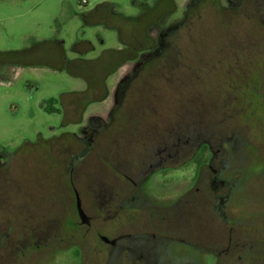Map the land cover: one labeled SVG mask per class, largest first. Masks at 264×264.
<instances>
[{
  "label": "rangeland",
  "instance_id": "374dc122",
  "mask_svg": "<svg viewBox=\"0 0 264 264\" xmlns=\"http://www.w3.org/2000/svg\"><path fill=\"white\" fill-rule=\"evenodd\" d=\"M105 1L111 2L124 14L136 15L142 0H0V50L21 49L28 46L33 38L52 37L64 41L67 55L71 58L79 56L73 51V45L80 39H88L94 44V50L85 55L90 58L108 47L123 48L115 29L102 24H86L81 17V13ZM190 1L176 0L179 6L176 14L165 19L162 25L151 27L149 32L154 35L163 33L168 24L183 17ZM252 1L257 8L252 11V32L264 48V24L260 21L264 22V0ZM222 2L227 7L230 0ZM200 13L201 18H195L194 29H191L195 41H190L189 46L185 41L187 30H179L177 45L182 51L183 46L188 48L184 55H188L189 61L184 59V55L177 57L179 52L174 48L171 61L164 65L157 61L160 55H156L153 49L144 50L136 59L123 63L107 79L106 98L87 105L82 113L75 109L70 98L65 99L63 95L84 90L87 86L85 79L46 67L10 66L4 70L1 68L7 66H0V264H84L77 245L71 244L76 240L81 245V233L71 240L65 229L70 221L76 219L69 172L73 169V181L85 207L93 210L94 203L99 208L109 198L113 186L116 189L123 185L118 177V172L127 171L123 160L138 165L141 156L156 143L157 136H162L160 139L164 141L158 140L156 146H163L167 140L165 137L181 138L205 125L209 127L212 122L221 121L232 107L238 109L234 115L238 126L226 133L227 142H224L227 155L222 177L227 184L221 190L223 199H226L223 209L228 215L233 214L236 223L240 224L239 229L264 230V107L261 104L249 108L235 104L234 95L233 103L228 107L221 97L219 101L211 84L218 80L221 82L218 71L222 67L224 70L227 68L230 53L218 49L226 32L222 28L216 29L213 21L223 20L219 18L222 16L229 18L231 10L225 8L219 15L214 7H208L201 8ZM239 25L238 32L243 34L250 27L244 19L239 21ZM249 30H252V25ZM261 53H264L262 49L251 51L253 60L250 62L261 61ZM237 55L241 56V52ZM223 59L227 60L224 65L221 63ZM176 63L179 64L177 75L168 78L170 65ZM185 65H191L195 72L187 70L184 73ZM213 66H216V71L210 69ZM197 69L201 72L196 73ZM262 74V80L260 78L256 85L260 88V96L264 97V72ZM156 78L165 80L158 82ZM172 80L177 84L170 87ZM222 91L220 89V96ZM223 92L226 97L229 95L228 89ZM254 96L253 100L258 102L257 95ZM51 98L58 99L54 106L60 111L46 110ZM65 111L69 122L64 120ZM113 112L115 114L111 116ZM118 114H127L131 120L121 121ZM120 123L122 126L119 127ZM157 151H153L156 158L159 156ZM199 153L202 160L211 158L207 149ZM185 157L181 156L180 161ZM102 160L112 161L113 167L104 169L100 163ZM195 165L192 160L171 168L167 174L161 170L154 171L148 176L145 186L158 199L166 201L190 186L188 182ZM104 172L106 176H103ZM91 173L92 176L89 175ZM11 178L12 185L8 184ZM228 191L230 195L225 197ZM92 192L97 196L94 197ZM151 198L156 202L154 197ZM8 203L14 209L10 215H7ZM205 212H208V205ZM222 215L216 221L214 217H207V240L226 234L221 222L230 218L222 219ZM142 220L138 226L141 229L148 225ZM55 233L61 238L58 244L53 241ZM91 240L99 242L95 236ZM28 242L31 248L23 250L25 254L21 256L17 247ZM101 253L106 257L98 260L99 264H121L112 258L117 251L111 258L108 249ZM189 255L186 248L171 250L173 264H212L210 256L199 261L196 254L191 258ZM87 261H91L88 256Z\"/></svg>",
  "mask_w": 264,
  "mask_h": 264
},
{
  "label": "flooded vegetation",
  "instance_id": "af4514ba",
  "mask_svg": "<svg viewBox=\"0 0 264 264\" xmlns=\"http://www.w3.org/2000/svg\"><path fill=\"white\" fill-rule=\"evenodd\" d=\"M255 4L252 0H230L227 7H225L226 4L222 0H191L187 4L183 17L168 24L164 28L165 31L163 33L154 35L149 32V38L153 46L150 49H153L156 55H160L157 61L166 65L172 59L171 56L173 55H171V52L174 48L179 52L177 57H181L187 52L186 49L188 48L183 46L184 51H182V48L177 45L180 36L179 30L183 28L187 30L185 41L188 46L190 41H195V35L191 29H194L195 18H201V8L214 7L215 12L219 15H222L223 9H230L231 15L229 18L218 16L223 20L213 21L216 29L220 30L222 28L226 32L223 33L224 42L219 45L218 49L224 53H230V60H228V66L225 70L222 67L218 71L221 82L218 80L217 83L211 85L217 91L219 101L221 97L227 107L233 103V95L235 104L240 103V105H246L248 108L254 104H261L264 107V97L260 96V88L256 85L257 82H260V78L262 80L264 53H261V61L254 60V62H250L253 60L251 51L254 49H262L264 51L260 40H255L257 37L255 38L256 35L252 32L254 29L252 11L257 9L253 6ZM138 5L140 7L139 12L144 11L146 8H156L159 11L160 17L156 18L151 27L162 25L165 19L176 14L179 7L176 0H142L139 1ZM164 5L168 6L163 8ZM262 14L264 15V9ZM242 19L245 20L247 26H250L249 29L252 25V30L250 31L247 28L244 34L238 32L240 29L239 21ZM255 19L259 21L256 16ZM260 21L264 24L262 20ZM190 24L191 26L189 27ZM217 39L214 41L216 42ZM237 52H241V56H238ZM184 57V59L189 61L188 55L185 54ZM148 62L144 64V68L148 65ZM226 62L227 60L223 59L221 63L224 65ZM178 66L179 64L177 65V63L176 65H170V75H177ZM184 68V73H187V70H189L188 72H195L191 65H185ZM210 69L216 71V66ZM198 72H201V70L197 69L196 73ZM172 84L176 85L177 82L173 80ZM220 89L223 91L225 89L229 90L228 99L223 91L220 96ZM254 94L257 95L258 102L253 100L256 98ZM113 110L115 111V108ZM237 111L238 109L236 110L232 107L230 113L224 114L221 121L216 120L209 127L205 125L202 129H198L199 131L195 130L185 134L182 145L180 144L183 137L176 138L177 141H174V137L170 136L165 137L167 140L163 146L157 147L158 140L160 142V138H163L162 136H157L156 143L141 156L138 165L130 160L122 161L127 171L122 174L118 172V177L122 181L120 184L123 185L121 188L116 189L113 186L109 198L99 208L94 203L93 210L85 207L81 194L73 181L72 169L68 175L69 185L74 197L76 219L70 221V225H68L71 231L67 229L68 227L65 229L67 230L66 234L70 233L71 240L77 233H81L80 237L82 240L80 242L84 246L78 244L79 242H76V240H72L71 244L77 245L79 255L83 256L84 264H99L98 260L106 257L104 253H101L105 249L109 250L110 258L113 252L117 251V255L112 258L121 264H173L174 260L171 256V250L173 252L174 248L177 250L186 248L190 254V257H188H194L192 254H196L199 261L206 260V257L210 256L212 264H238V261L243 259V257L237 256L238 247L242 246L240 244L242 241H238V235L243 229H239L240 224L236 223L233 214L230 216L223 209L226 199H223L221 194V190L227 184L226 179L222 177V173L226 168L224 159L227 155L224 142H227L226 133L228 131L232 132V128L238 126L237 119L234 116ZM113 114L115 113L113 112L111 116ZM118 117L121 118V121L131 120L127 114L123 116L118 114ZM120 126H122L121 123L119 124ZM202 149H207L211 152V158L208 161L201 159L199 152ZM154 150H158L157 155L159 156L157 158L153 154ZM7 153L10 152L7 151ZM181 153L182 155H179ZM181 156H188V158L185 157L180 161ZM192 160L196 164L195 170L190 178V183L188 182L190 186H187V189L182 193L173 195L172 198H168L166 201H161L146 188V180L152 172L161 170L162 173L167 174L171 168L175 169L182 163ZM100 163L104 169L113 167L112 161L109 163L102 160ZM54 165L59 166L58 164ZM102 174L106 176V172ZM89 175L92 176V173ZM103 176L102 180L105 179ZM12 179L8 180V184H11ZM233 179L236 182L237 178L235 176ZM93 185L92 181L91 186ZM5 190L8 191V189ZM92 190L95 191L94 188ZM8 193L11 196V190ZM92 193L94 195V192ZM229 195L230 192L228 191L225 197ZM151 196L155 198L156 202L151 201ZM128 202H132V204ZM8 204L10 208H6L7 215H10L14 209L10 203ZM206 205H208L207 213L209 215L205 212ZM80 209L84 213L87 222L83 221ZM20 211H23V209H20ZM221 215L223 216L222 219L230 218L227 222H221L227 230L226 234L216 237L217 239L210 237L207 240L205 236L207 217H214V220H220ZM142 219L148 225L141 229L138 226L143 221ZM93 236L97 237L99 242H93L91 240ZM53 241H55V244L61 242L58 233H55ZM246 242L248 243V241ZM84 243H86V246ZM40 245L38 244V246ZM97 245L99 246L97 247ZM250 246L253 247L254 245L251 244ZM29 248L31 246L28 242L19 245L17 250L23 256L25 254L23 252ZM11 254L13 255V252ZM86 255L91 261H87ZM175 261H177V258Z\"/></svg>",
  "mask_w": 264,
  "mask_h": 264
},
{
  "label": "trees",
  "instance_id": "16d2710c",
  "mask_svg": "<svg viewBox=\"0 0 264 264\" xmlns=\"http://www.w3.org/2000/svg\"><path fill=\"white\" fill-rule=\"evenodd\" d=\"M166 6L168 5H164L163 8ZM158 12L156 8H146L136 15H128L116 9L111 2H102L94 9L81 13V17L86 24H102L107 28L115 29L123 48L108 47L96 57L90 58L85 55L94 50V44L88 39H80L73 45V51L79 56L71 58L67 55L64 43L60 38L52 37L42 40L33 38L24 48L0 50V66H7L1 69L6 70L10 66L46 67L65 71L73 77L85 79L87 86L84 90L68 92L63 95L65 99L70 98L75 109L82 113L87 105L106 98L108 94L107 79L123 63L134 60L144 50L153 48L149 38V29L156 18L160 17ZM173 76L171 74L168 78L172 79ZM161 79L156 78V81L161 82ZM171 86L174 85L171 84ZM155 91L156 87H154ZM56 102L58 99L55 98L48 100L45 106L46 110L60 111L54 106ZM241 111L243 112L244 109ZM64 120L70 121L67 111L64 112ZM174 138L176 139V137ZM251 230L244 229L238 235V241H242L240 243L242 246L238 247L237 256L243 257L238 261V264H264V230ZM251 244L254 246L251 247Z\"/></svg>",
  "mask_w": 264,
  "mask_h": 264
},
{
  "label": "water",
  "instance_id": "95a60500",
  "mask_svg": "<svg viewBox=\"0 0 264 264\" xmlns=\"http://www.w3.org/2000/svg\"><path fill=\"white\" fill-rule=\"evenodd\" d=\"M61 42L64 43L63 40H61ZM78 204H79V203H78ZM80 213H81V216L83 217V221H84V222H87V219L85 218L84 213L82 212L81 209H80Z\"/></svg>",
  "mask_w": 264,
  "mask_h": 264
},
{
  "label": "built area",
  "instance_id": "2783aa9c",
  "mask_svg": "<svg viewBox=\"0 0 264 264\" xmlns=\"http://www.w3.org/2000/svg\"><path fill=\"white\" fill-rule=\"evenodd\" d=\"M83 1H86V0H83Z\"/></svg>",
  "mask_w": 264,
  "mask_h": 264
},
{
  "label": "crops",
  "instance_id": "0c3cea01",
  "mask_svg": "<svg viewBox=\"0 0 264 264\" xmlns=\"http://www.w3.org/2000/svg\"><path fill=\"white\" fill-rule=\"evenodd\" d=\"M3 1V0H2Z\"/></svg>",
  "mask_w": 264,
  "mask_h": 264
}]
</instances>
